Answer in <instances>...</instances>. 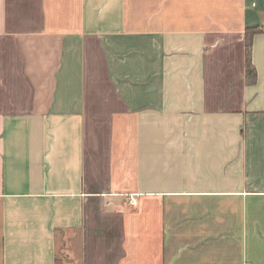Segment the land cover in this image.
Wrapping results in <instances>:
<instances>
[{
  "label": "crops",
  "instance_id": "crops-1",
  "mask_svg": "<svg viewBox=\"0 0 264 264\" xmlns=\"http://www.w3.org/2000/svg\"><path fill=\"white\" fill-rule=\"evenodd\" d=\"M256 25L264 0H0V264H264Z\"/></svg>",
  "mask_w": 264,
  "mask_h": 264
},
{
  "label": "trees",
  "instance_id": "trees-1",
  "mask_svg": "<svg viewBox=\"0 0 264 264\" xmlns=\"http://www.w3.org/2000/svg\"><path fill=\"white\" fill-rule=\"evenodd\" d=\"M264 31V25L248 26L246 29V65L247 75L250 79H255L256 70L252 62L253 36L257 32Z\"/></svg>",
  "mask_w": 264,
  "mask_h": 264
},
{
  "label": "built area",
  "instance_id": "built-area-1",
  "mask_svg": "<svg viewBox=\"0 0 264 264\" xmlns=\"http://www.w3.org/2000/svg\"><path fill=\"white\" fill-rule=\"evenodd\" d=\"M130 202L133 204L136 203V197L133 194L130 195Z\"/></svg>",
  "mask_w": 264,
  "mask_h": 264
},
{
  "label": "rangeland",
  "instance_id": "rangeland-1",
  "mask_svg": "<svg viewBox=\"0 0 264 264\" xmlns=\"http://www.w3.org/2000/svg\"><path fill=\"white\" fill-rule=\"evenodd\" d=\"M64 257H65V256H64V254H63V257H62V258L64 259ZM58 264H62V263L59 261V263H58Z\"/></svg>",
  "mask_w": 264,
  "mask_h": 264
}]
</instances>
